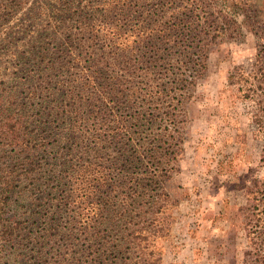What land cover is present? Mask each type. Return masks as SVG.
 Here are the masks:
<instances>
[{"label":"trees","instance_id":"16d2710c","mask_svg":"<svg viewBox=\"0 0 264 264\" xmlns=\"http://www.w3.org/2000/svg\"><path fill=\"white\" fill-rule=\"evenodd\" d=\"M168 1L173 4L167 9L155 4V19L140 4L115 2L108 10L115 21L110 34L81 40L86 64L75 65L76 85L66 80L61 86L67 94L78 88L84 100L72 106L85 112L63 122L64 132L50 148L38 144L40 136L29 124L58 129L57 119L48 120L49 112L32 115L16 93L6 103L0 100V264H167L151 245L165 233L168 209L175 206L165 186L183 151L189 90L203 77L217 38L238 33L239 12L233 8L240 6L230 0L227 11L217 0ZM241 15L250 20L245 8ZM6 29L0 30L2 41L14 37ZM250 30L254 53L227 71L226 84L245 103L247 127L261 142L263 174L241 184L246 204L238 210L244 231L249 223L250 228L240 264H264V228L257 223L264 210V36ZM47 149L54 164L40 162ZM50 179L62 186L55 200L69 215L72 231L65 234L66 251L47 260L43 246H33L42 234H33L27 221ZM79 242L82 247L75 248Z\"/></svg>","mask_w":264,"mask_h":264},{"label":"rangeland","instance_id":"374dc122","mask_svg":"<svg viewBox=\"0 0 264 264\" xmlns=\"http://www.w3.org/2000/svg\"><path fill=\"white\" fill-rule=\"evenodd\" d=\"M217 1L219 8L227 10L230 0ZM115 2L140 4L153 19L159 9L173 4L168 0H139L138 4L132 0H0V30L7 28V33L14 34L10 39L7 36V41L0 38V100L6 103L7 96L16 93L31 106L32 115L49 112L48 120H58V129L42 122L29 124L39 134L40 146L50 148L49 144L63 134L64 128L59 131L63 122L73 121L71 118L78 120L81 112H85L72 106L84 100L78 88L67 94L61 81L71 80L76 85L78 68L75 65L86 64L80 42L87 37L102 39L103 35L110 34L115 21H111L108 10ZM237 2L240 6L233 10L239 12L235 15L238 33L217 38L208 51L203 77L189 90L183 151L178 170L165 186L175 206L168 209L171 219L165 233L153 239L151 245L163 263L229 264L233 261L240 264L247 246L245 233L250 223L244 231L245 220L238 210L246 204L241 184L250 185L263 174L258 163L261 142L251 136L245 103L233 97L232 89L226 84V74L233 65L245 64L253 55L255 35L250 27L257 35L264 36V0ZM155 4L159 7L157 11ZM100 8L106 15V24L101 19ZM242 8L250 20H243ZM167 19L162 17L161 21ZM57 141L59 138L54 144ZM47 150L40 162L54 164L53 153ZM44 166L49 168L48 164ZM46 183L47 189L38 196V205L27 223L32 226L33 234H42V242L34 240L33 246H43V258L49 260L52 254L66 251L65 234L72 230L66 224L69 215L61 211L64 206L61 201L57 206L59 200H55L62 186L54 179ZM260 217L257 223L264 228V210ZM80 244L75 248L82 247Z\"/></svg>","mask_w":264,"mask_h":264}]
</instances>
